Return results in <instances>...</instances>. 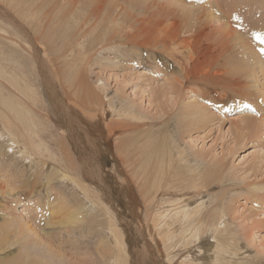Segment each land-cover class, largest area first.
Wrapping results in <instances>:
<instances>
[{
	"label": "bare ground",
	"instance_id": "obj_1",
	"mask_svg": "<svg viewBox=\"0 0 264 264\" xmlns=\"http://www.w3.org/2000/svg\"><path fill=\"white\" fill-rule=\"evenodd\" d=\"M35 1L36 0H34L33 3ZM179 1L185 2V0ZM187 1L191 3V6L187 8L183 6V13H180L178 11V8L180 7L176 6V3L173 0H51L52 5L54 6L55 4V6L59 9V21L57 22L55 18H52L47 14L42 15L39 11H37L36 7L39 5L23 3V0H11L9 6L10 9L7 5L5 8L0 6L1 9H4L0 10V32L5 34V41H7L6 49L9 50L10 55V59H6L5 63L7 64V67H5L7 69V73L9 72L10 74V77L7 79L9 83L7 88H9L10 92H14L13 96L16 95L19 100H23L22 95L27 94V86H35L34 82H36L38 90L40 92L43 91V94L46 95L43 97L46 98V102H42L41 106H39V100L36 99V104H33L32 107L26 108L20 107L18 103H15L18 101L13 102L10 99L8 102V108L12 114V117L16 118V120L14 119L13 123V118L8 116L7 120L10 121L8 122V126L6 125L7 128L5 126L6 132L3 133L4 136L7 137H5L7 142L11 143L13 141L12 144H16L23 154L37 159V161L34 159V161L37 163V170L33 171L34 174L29 177L27 175V168L23 176L28 177V185L33 186L32 191L27 194L31 195L30 198L36 197L37 199L34 201L40 203L41 205L45 204L42 203V201L45 199L46 195L50 196L58 189L59 191L61 188L67 189L69 192L68 194H70V197L65 194L66 192L62 193L63 195L60 194V196L58 195V197L53 199V201L47 202V205L48 207L50 205L53 207V209L51 207L48 211L50 215L51 213L52 215L55 213L63 214L68 220L72 219V222L70 223L76 225L73 226V224H70L71 227H73L69 228V230H66V236L64 235L63 238L64 240L60 241V238H56V240H58L60 243L64 242L66 237H68L66 242L77 246L73 247L75 249H72L74 254L79 253V255H76V260L72 264L263 263L262 255H264V253L257 252V255L259 256L254 257L255 259H253L247 251L249 247L248 243L250 245V238L253 236L252 232L255 230V227L259 225L264 226V217L260 219L261 222L259 224L255 221V216L257 214L253 212V206L250 207L248 205V207L246 203H241V205H238L237 207L240 208L239 206H247L245 210L244 208L242 209V211L244 210V213L242 211L240 213L236 212L231 217H229L227 207L231 204L229 203L227 206V203L224 201L225 199H222V202H224H221L220 204L218 203L212 208L210 213H208V207L204 202L199 203L197 208L189 212L188 208L190 202H187V200L183 199L182 201L178 200L179 202H177L172 199L173 197L169 198L171 196L169 192H171V188H174L178 183L177 181L179 180L184 184L190 181V179H193L192 182L190 181L191 185L188 188H191L190 190L197 189L195 182L198 181L199 178L188 177L187 179L181 175L179 170L173 171V175L171 177L169 176V180L165 179L164 177H158L159 179L155 178L158 171L162 170L163 168L159 167V160H155L154 162L151 160L152 169L150 172L152 173L151 176H149V182L144 181L142 184L138 182L141 177L138 176L139 178H136L134 181L128 175L130 172L133 174L132 168L128 169V167H131L133 163L126 164L125 156L121 159L122 156L120 157L119 155H117V159L121 163L123 162L122 164L125 165V168L123 169L124 178L121 177L120 180L121 192L124 198H126L128 203L139 204L138 211L143 215L142 203H140L141 199L136 193L137 188L140 195L143 197V204L147 203V201L144 202V200L148 198L150 201L149 203L153 205L152 210H150V204L147 209L148 213L146 216L150 220L148 232L146 233V230L143 228L145 230L143 247H145L147 252L144 251L142 253L136 254L137 257L132 260L130 248H128L126 245L128 240L126 241L125 236L120 231L119 223L117 222V216L111 211L110 207L107 209V215L109 218L107 229L110 231L112 241L110 240V242L108 239H106L107 242L105 245V235L103 234L104 225L103 221H100L102 220L104 206H107V204L104 202L103 193L100 191L103 189V185H106L107 179L105 181V178L102 174L103 171L99 172L100 169L97 171H92L94 172L93 174L95 176V185L97 183L98 187L101 188L102 186V189L99 191L98 188L92 186L91 183L93 178L91 179V176H89V173L86 171V167L89 168L90 165L85 166L87 165V162L84 164V162L82 163V161L80 162L77 160L79 158L75 157L76 154L73 156V154L78 150H76V147L78 146L74 142L76 139L73 138L72 133L69 132V130L63 124V120L66 117L67 112L61 105H59V102H56V100L51 101L50 95L52 96V93L49 90L53 89L55 90L54 95L57 96V98H55L58 99V97H61L58 101H62V103H64L63 106L68 108L69 114H71V116L76 114V116L79 118H81V116H79L81 112L86 113V110L97 111V109H101L103 104L97 106V104L100 102H98V99L101 100L98 93L101 91L103 94L106 93V88L104 85H101L99 88H97L98 92L89 88L85 83L84 72L85 70H89V68L94 66L95 62L100 61H97L96 59L99 53L109 51V49L117 50L118 53L123 54L124 57L126 56V53H124L126 48L123 47L124 42H121L123 39L119 37L121 31H123L125 33L124 38L128 39L129 36H133L132 39L127 41H134L130 46L131 48L156 49L157 52L166 54L168 60L175 64L174 73L173 76H171L172 78L167 79L169 85L173 90H175L177 96V98L174 99L175 103L173 106L175 105L179 108L177 109L178 111L176 119H178V125H176V131L174 132V130L171 129L170 132L172 134L170 133V136H168L171 138V142L174 144V147L176 146L179 148L176 145L178 134H185L197 127L202 128L214 118L217 119V115H215V113L211 111V107L207 105H211L212 107L216 105L214 108H217L219 105L222 106L223 104H226L228 99L230 100L228 97H232V95L227 97L228 92L230 91L249 90V93L245 92L240 95L244 101L252 102L251 107L248 105L245 106L246 103H243L245 107L249 108L245 111L254 112V116H259V119L263 121L264 25L255 27V25L252 24L250 26L253 27H248L247 32H245L246 34L240 33L241 31L238 32L233 30L232 27L229 26V22L232 20L230 14H233V11L236 13V11L240 8L243 10L244 8H242V5L249 1L244 2L243 0H235L232 3L231 0H203V2H200V0H186V2ZM214 8H217L223 15L224 19L227 21L224 22L225 24H219V20L211 12ZM52 9L53 7L50 9V11H47L51 12ZM73 10L75 11L71 16V12ZM238 14H236L237 17ZM263 17L264 16H262V18ZM262 18L261 20H263ZM10 21L11 25L8 26L6 22L9 23ZM21 21L25 22V24ZM12 22L18 26L12 25ZM26 22L35 23L34 35L31 36V25H28ZM60 22L61 24L64 23L66 26H71L73 23H75L74 26L76 30L74 35H66L64 37V32L59 31L58 29L56 33L53 32V26ZM241 23L244 24V22ZM137 25H140L141 27L137 29ZM46 26L51 27L49 32L46 31ZM237 29L239 30V28ZM105 33L109 34L106 35V39H108L109 42L107 44L98 41L97 43L95 40H89V37L93 38V35L95 34H101L98 39L100 37L105 39V35H103ZM143 35L147 36L142 40H137ZM245 35L251 37V41L246 39ZM29 39L33 41L32 44L36 43L38 46L37 60L39 58H41V61H43L42 59H46L47 62L53 67L54 76L58 77V80H56L62 81V85L59 86V84H57L54 86L47 77V70L45 69L44 72H42L40 68L35 67L34 74H36V76H34L32 80L33 84H31V82L28 80H24L20 83L23 86H26V89L18 91L16 87H14V90L13 88H10V85H15V78L18 80L24 79V76L22 75H25V68H27L22 62L15 61L14 53L17 52L15 47H17L19 50V48H22V44L28 45ZM31 41L29 43H31ZM205 42H210L211 44ZM111 44L113 46H111ZM12 45L15 47H12ZM76 49L80 50L81 55L80 57L78 56V58L79 60H83H80L79 62L84 64L86 69L83 71L78 69L76 72L72 73L69 67L72 68L73 65L71 64L76 59L72 58ZM230 50L235 52L236 57H239V51H241L242 54H245V52L250 54L251 57L248 58L253 62L249 63L248 60L245 61V59L241 61L240 57L239 61L236 58H233V63H237V66L233 70L228 69L227 64L230 60ZM129 52H131L132 55H135V53L132 51ZM20 54H22V52H20ZM26 54V58L36 61V59H34L32 56L33 53L31 54L29 51ZM74 68L76 69V67ZM200 69H204V72L199 71ZM256 70L258 71V74L261 76V78H259L260 76L256 75ZM61 71H63V73L60 75ZM198 82L207 86L208 84H214L221 89L223 87V92L218 94V90L213 89L214 96H204V100L206 102L205 104H202V102L199 103L195 100H189L187 102L181 103V95L183 92H185V90H187L186 86H188L189 89H193L191 86H196ZM254 92H256L257 95ZM103 94L102 96H104ZM196 96L198 95L196 94ZM97 97L98 99L95 105V98ZM52 98L54 97L52 96ZM211 101H213V103L209 104ZM49 102L51 105H48ZM53 102H56V104H52ZM36 105L38 107H36ZM124 107L125 105H123L121 108ZM102 108L105 109L106 107L104 108L103 106ZM116 108L120 107L117 106ZM223 111L225 112V110ZM245 111H242L244 115L241 113L242 115L238 119L244 124H251L253 122L252 118L254 117L247 115L248 112ZM3 114L6 115L7 113L4 112ZM53 116L55 117V121L53 122L56 124L55 127L59 137H55V135L51 136V141H53L52 143L57 142V145L59 146L60 153H58L59 155L57 156H55V153L53 154L51 151V142H47V137L44 138L41 132L37 131L39 124H34L33 121L34 118L39 117L44 119L45 122V120H53ZM100 117V120L105 117L104 110L102 111V114H100ZM97 133L99 134L100 139L103 140V133L101 131H97ZM115 135L116 134H113V136ZM4 136L2 135V137ZM90 136L92 138V135ZM88 139L86 145L92 149V145H90V143L93 141L88 142ZM91 140H93V138ZM70 142L71 147L69 146ZM88 143L91 147L88 145ZM93 146L97 148V146L94 144ZM7 148H9V145ZM95 148L93 150L94 152ZM117 149L119 150L118 147ZM85 150L87 151V149H84V152H86ZM96 150L100 152L99 147ZM106 151L107 150L103 152L105 153ZM118 152L116 153L115 151L114 155L118 154ZM107 153L109 152L107 151ZM92 155L93 154H91V156ZM100 155L102 156V154ZM130 156V159L133 160L134 155L131 154ZM80 157H82V155H80ZM89 158L91 159L90 155ZM87 160L88 159L85 161ZM91 160L88 162L91 163ZM191 162L192 161H190L189 164H191ZM92 163L94 164V162ZM15 164L17 166L16 162ZM21 166H23V164ZM12 167L15 168V165L9 164V169ZM50 168L55 174V177L53 178L56 181L54 186L51 185L53 182L52 171V175L47 174V171ZM197 169L200 170L201 168L197 167ZM88 170L91 172V167ZM5 173L8 172L6 171ZM61 183H63V185H60ZM8 184L9 182H0V194L3 195L6 201L7 199H10L7 197V195H9ZM151 184L153 185L151 186ZM177 186H181V184L178 183ZM44 190L45 193L43 194ZM256 190L257 193H252L253 202L256 199L257 201L262 200L261 202H264V199L262 198L264 193H261L264 192V188ZM105 191L103 190V192ZM146 195L147 198L145 199ZM20 197L18 199H21ZM105 197L107 199V196ZM31 204H33V201H31L29 205ZM258 206H260V203H258ZM262 207H264V205H262ZM37 209L38 207L35 210ZM3 210H5L6 213L5 221L7 225L4 226L5 231L0 234V253L6 251L10 247V238L13 237L12 233H20L22 229H26L27 232L32 230L28 223H24L21 218L16 216L13 212H9L6 207ZM93 213L96 215L88 217V215ZM43 214L46 215L47 213L44 212ZM262 214L264 215V212ZM100 217L101 220L99 221ZM62 221L63 219L61 218L59 221L60 225H62ZM79 222L80 224L78 225L77 223ZM10 228L13 230L11 233L9 231ZM214 228H216V231ZM213 235L215 237V244L210 241V239L213 238ZM87 239H91L92 241L87 242ZM212 243L213 247L215 246V249L212 247ZM89 244H92L93 248L99 249V252L101 250L102 251L100 253H96L94 251V255H92L88 251ZM35 247H37V244ZM72 249L70 248V250ZM105 249L107 250L106 252L103 251ZM30 251L31 250L29 249L26 250L25 254L19 259V261H8L5 258H1L0 264H69L67 254L64 252L52 253L51 251L53 250L51 246L48 247V250H46L44 254H41L42 256H39L36 252L32 254ZM84 255L90 256L87 258Z\"/></svg>",
	"mask_w": 264,
	"mask_h": 264
},
{
	"label": "rangeland",
	"instance_id": "obj_2",
	"mask_svg": "<svg viewBox=\"0 0 264 264\" xmlns=\"http://www.w3.org/2000/svg\"><path fill=\"white\" fill-rule=\"evenodd\" d=\"M10 1L11 0H0V4H1L0 6L5 8V6L7 5L8 8L10 9L9 7ZM33 1L34 0H23V3H30V5L31 3L34 5H39L38 7H36L37 11H39L42 15L47 14L52 18H55L56 22L59 21L58 18L59 9L55 6V4L54 6L52 5L51 0H36L34 3ZM173 1L176 3V6L180 7L178 8V11L180 13H183V6H185V8L191 6V3L188 1L186 2V0L185 2H181L179 0H173ZM234 1L235 0H231V3ZM243 1L244 2L249 1L246 4H243L244 6L242 5V8H244L245 10L244 9L241 10L240 8L239 10L236 11V13L235 11H233L232 12L233 14H230L232 20L231 22H229V26L232 27L233 30H236L238 32L241 31L240 33L246 34L245 32H247V28L253 27L250 25L253 24L255 25V27L256 26L260 27L264 25V17L262 18V16H264V10H263L264 0H252V1L243 0ZM255 2L257 5L255 4ZM1 7L0 10H4L3 8L1 9ZM52 7L53 9L51 10V12H49ZM74 11L75 10L71 12V16L74 14ZM211 12L219 20V24H225L224 22H227L217 8H214L213 11ZM236 14H238V17ZM261 18L263 20H261ZM258 19L259 21L261 20L260 23ZM241 22H244V24H242ZM23 23L25 24V22ZM26 23L28 25H31L30 33L31 36L34 35L35 23H29V22ZM6 24L8 26L11 25V21L9 23L6 22ZM12 25L18 26L15 25L13 22ZM63 25L64 23L61 24V22L56 23L54 26L52 25L54 29L51 30L55 33L58 30L64 32L63 33L64 37L66 35H74V32L76 30L74 26L75 23H73L71 26H66V25L63 26ZM136 27L137 29H139L141 26L137 25ZM50 28L51 27L46 26V31L49 32ZM237 28H239V30ZM100 35L101 34H95L93 35V38L89 37V40H95L96 42L97 41L103 42L104 44L109 43L108 39H106V35H109L108 33L103 34L105 35V39H103L102 37L98 39ZM146 36L147 35H143L141 38L137 40H142ZM119 37L123 39L121 42L122 43L124 42L123 47L126 48V51L124 52L126 53L125 57L123 56V54L118 53L117 50L109 49V51H104L105 53L104 52L99 53L96 59L97 61L99 60L100 61L99 62L94 61L95 65L89 68V70L88 69L85 70L86 67L84 66V64L79 62L80 60H83V59L79 60L78 58V56L80 57L81 55L80 50L76 49L73 53L75 56L74 55L72 56L73 59L74 58L76 59L73 61L74 63L72 62L71 64L73 65L72 68L69 67L72 73L76 72V70L78 69H81V71L85 70L84 72L85 83L89 88L98 92L97 88H99V86L101 85L105 86L106 93L103 94L102 91L100 92L101 94L98 93L99 98L101 100H99L98 97L95 98V105L98 99V102L100 101L99 102L100 104L98 103L99 105L97 104V106L103 104L102 107L103 106L104 108L106 107L105 109L101 107V109L99 108L97 109V111L86 110L85 111L86 113L81 112L79 115L82 118L81 120V118L76 116V114L74 116H71V114H69L68 108L66 106H63L64 103H62V101H58L60 100L61 97H58V99H56L57 96L54 95L55 90L53 89L49 90L52 93V96L54 97L52 98V96L50 95L51 101L56 100V102H59V105H61L67 112L66 117L63 120V124L69 130V132L72 133L73 138L76 139L74 140L75 144H77V146L80 148L82 147L81 148L82 151L80 150V148L76 147V150L77 149L78 150L77 151L75 150L76 153L74 154L72 153V154L73 156L76 154L75 157L79 158L77 160H79L80 162L82 161V163L84 162V164L85 162H87L86 163L87 165L85 166L90 165L91 172L88 170L90 167L89 168L86 167V171L87 173H89V176H91V179L93 178L91 183L92 186L98 188L99 191L102 189V186L101 188L98 187L97 183H96L97 186L95 185L94 182L95 176L93 174L94 172L92 171H97L100 169L99 172L103 171L102 174L105 178V181L107 179L106 181L107 186L103 185V189L100 191L103 193L104 202H106L107 206L106 205L104 206L102 212V220L101 217L99 218V221L100 220H101L100 222L103 221V225H104L103 234L105 235V245L107 242L106 239L112 241L110 231L107 229L109 222L107 209L108 207H110L111 211L115 213L117 216L118 219L117 222L119 223L120 231L125 236L126 241L128 240L126 245L128 248H130L132 260L135 257H137L136 254L142 253L144 251L147 252L145 250V247H143V245H144L145 230L147 233L148 227L150 225V220L146 216L148 213L147 209L149 207L150 201L148 200L146 195L145 199L146 198L147 199L144 200V202L147 201V203L143 204V197L140 195L139 191L136 188V193L141 199L140 203H142V208H143L142 209L143 215H142L138 211L139 204L128 203L126 198H124L121 192L120 180L121 177L124 178L123 169L125 168V165H123L122 164L123 162L121 163L117 159V155H119L120 157L122 156L121 159L125 156L126 164L133 163L131 167H128V169L132 168L134 175L131 174V172L130 174L128 173V175L134 181L136 180V178L141 177V179L138 182L142 184L144 183V181L149 182V176H151L152 173L150 172V170L152 169L151 163L152 161L154 162L155 160L156 161L159 160L158 161L159 167L163 168L162 170L158 171L157 176L155 178L164 177L165 179L169 180V176L171 177L173 175L172 172L177 170H179L181 172V175L183 177H186L187 179L188 177L199 178V180L195 182L197 189L190 190L191 188H188L191 185L190 181L192 182L193 179H190V181L184 184L183 182L181 183V181L179 180L177 182L180 183L182 187L177 186L178 185L177 183L174 188H171V190L169 189L172 192V193L169 192L171 195L169 198L173 197L172 199L177 202L182 201V199L187 200V202H190L188 208L189 212L197 208L199 206V203L204 202L208 207V213H210L213 207H215L218 203L220 204L222 202V199H225L224 201L227 203V206L229 205V203L231 204L230 206L227 207L229 217H231L236 212L240 213L243 208L245 210L246 207L249 205L250 207L253 206L254 208L253 212L257 214L255 216V221L259 224L261 222L260 219L264 217V215L262 214L264 212V207H262V205H264V202H261L262 200L257 201V199L253 202L252 193H257L256 189L264 188V117H263V121H261L259 119V116L257 117L254 116V112L245 111L246 109H249L248 107L245 106L248 105L251 107L252 102L244 101L240 95L245 92L249 93V90H244V91L234 90L228 92L227 97L229 95H232V97H228L230 98V100L228 99V102L226 104H223L222 106L219 105V107L217 108H214L216 107V105H214V107H212L211 105H207L211 107L210 108L211 111L215 113V115H217L218 118L217 119L214 118L212 121L208 122L207 125L202 128L197 127L185 134H178L176 145L179 148H177L176 146L174 147V144L171 142L172 141L171 138L168 136H170L171 129H173L174 132L176 131V127H177L176 125H178V119H176L177 111H178L177 109L179 108L178 106L175 105L173 106V104L175 103L174 99H176L177 96L175 90H173L172 87L169 85L167 79L172 78L171 76H173L175 64L171 63L168 60L166 54H161L157 52L156 49L131 48L130 46L134 41L133 42H127V41L132 39L133 36H129L128 39L124 38L125 33L123 31H121ZM245 37L246 39L251 41L250 39L251 37H249L248 35H245ZM30 39L28 40V45L22 44V48H19V50L17 47L12 45V47H15V50H17V52L14 53L15 61L22 62L24 66L27 68H25L26 71L25 75H22L24 76V79L18 80L17 78H15L16 80V82L14 81L15 85L13 86L10 85V88H13L14 90L15 89L14 87H16L18 91L22 89H26V86H23L20 83L21 81L24 80H28L31 82V84H33L32 80L34 76H36V74H34L35 67L40 68L42 72H44V70L46 69L48 74L47 77L54 86H56L57 84H59V86L62 85V81L60 80L57 81L58 77L54 76L53 74L54 70L51 64H49L46 59H42L43 61H41V58H39L37 60L38 46L36 45V43L32 44L33 41H31ZM30 41L31 43H29ZM205 43H210V42H205ZM111 46L113 45L111 44ZM6 48H7V41H5V34L1 33L0 34V168H1L0 182H7V183L9 182L8 194L9 195L11 194L10 195L11 197L7 195V197H9L10 199H7L6 201L3 195L0 194V234L3 231H5L4 226L7 225L5 221L6 213L5 210H3L5 207L9 212L11 213L13 212L16 216L21 218V220H23L24 223H28V225H30L32 230L27 232L26 229H22L20 233L18 232L12 233L13 237L10 238V247L6 251L0 253V259L5 258L8 261L9 260L19 261V259L25 254L26 250L28 249L31 250L30 252L32 254L36 252L39 256H42L41 254L42 253L44 254L46 250H48V247L51 246L53 250L51 251L52 253L53 252L66 253L67 259H69V264H72L76 260V255L77 256L79 255V253L74 254L73 252V249H75L73 247H77V246L76 245L74 246L73 244L66 242L68 237H66V240L64 242H60V243L58 242V240H56V238H60L59 239L60 241L64 240L63 238L66 233V230H69V228H72L73 226L76 225L70 223L72 222V219L68 220L67 217H64L63 214L55 213L52 215L51 213L50 215L48 211L52 207V205H50L49 207L47 205V202L53 201V199L58 197V195L59 196L60 194L63 195L62 193L66 192L65 194L70 197V194H68L69 192L67 191V189L61 188L60 191L58 189L57 190L58 192L54 191L53 194H51L50 196L46 195L45 199L42 201V203L45 204H41V205L40 203L34 201L35 199H37L36 197L30 198L31 195H27V194L32 191L33 186L28 185L27 182L29 181V178L23 176L27 168H28L27 175L29 177L34 174L33 171L37 170V163L34 161L35 158L34 157L31 158L23 154L22 151L19 150V147L16 144H12L13 141L10 143L7 142V140H5L7 138L6 136H4V133L6 132L5 129L8 126V122L10 121L7 120V117L8 116H10V118L12 117V114L8 108V102L10 101V99L13 102L18 101L15 103H18L20 107H25V108L32 107L33 104H36L35 102L36 99L39 100L40 103L39 106L42 105V102H46L45 101L46 98H43L46 95L43 94V91L40 92L38 90L36 86L37 85L36 82H34L35 86L32 87L27 86L28 89L27 94L22 95L23 100H19L16 97V95L13 96L14 92L13 93L10 92L9 88H7V86H9L7 79L10 77V74L9 72L7 73V69L5 68L7 67V64L5 63H6V59H10V55H9V50H7ZM29 51L31 54L33 53L32 56L34 57V59H36L37 62L32 61L29 58H26L27 57L26 53H28ZM129 51H132L133 53H135V55H132L131 52ZM20 52H22V54H20ZM239 57L241 61L245 59V61L248 60L249 63L253 62L251 59L248 58L251 57L250 54H247L246 52L245 54H242L241 51H239ZM239 57H236L235 52H232L230 50V60L227 64L228 69L233 70L237 66V63H233V58H236L239 61ZM74 67H76V69ZM199 71L204 72V69H200ZM62 73L63 71H61L60 75ZM256 75L260 76L257 70H256ZM5 78L7 81L5 80ZM259 78H261V76ZM191 88L193 89H189V87L186 86L187 90H185V92H183V94L181 95V103L187 102L189 100L190 101L195 100L198 101L199 103L202 102V104L203 103L205 104L206 102L204 100V96L206 95L214 96L213 89L218 90V94L223 92L222 91L223 87L221 89L220 87L214 84H208L207 86L199 82L196 86H191ZM102 94L104 96H102ZM196 94L198 96H196ZM31 95L33 98L31 97ZM56 102H53L52 104L55 105ZM244 102L246 103L245 106L243 104ZM212 103L213 101H211L209 104ZM48 105H51V103L49 102ZM115 105L116 107L119 106L120 108H116ZM123 105H125V107L121 108ZM36 107L38 106L36 105ZM102 109L105 111V117H103L104 120L103 119L100 120L101 118L100 114H102L103 111ZM223 110H225V112ZM242 111L248 112L247 115L254 117L252 118L253 122L251 124H244L241 122V120L238 119L243 114ZM4 112L7 114L4 115L3 114ZM14 119L16 120V118H13V123H14ZM33 121L34 124H39L37 131L41 132L44 138L47 137L46 138L47 142H51L52 153L53 154L55 153L54 154L55 156L59 155L58 153H60V150H59V146L57 145V142L52 143L53 141H51V136L55 135V137H59V134H57V130L55 127L56 124H54L53 122L55 121V117L53 116V120H45V122L44 119L36 117L33 119ZM97 131H101L103 133V140L100 139ZM113 134L116 135L113 136ZM2 135L4 137H2ZM90 135H92L93 140H91L92 138ZM87 139L88 142L93 141L92 143L95 146H97V148L99 147V151L101 153L98 152V150H96L97 148H95L92 143H90V145H92V149L89 148L86 145ZM8 145L9 148H7ZM69 146L71 147V142L69 143ZM117 147L119 148V150L117 149ZM94 148L96 153L93 151ZM84 149H87V151L85 150L86 152H84ZM105 150H107L109 153H107V151L104 153L103 151ZM115 151L116 153L118 152V154L114 155ZM6 153H8L9 155ZM99 153L102 154V156L104 157H102ZM91 154H93L92 155L93 157L91 156ZM131 154L134 155L133 160L130 159ZM80 155H82V157H80ZM89 155L92 160L89 158ZM85 158L88 160L85 161L86 160ZM35 160L37 161V159ZM90 160L91 163L94 162V164L88 162ZM190 161H192L191 164H189ZM15 162L17 163V166ZM134 163L137 167L134 165ZM9 164L15 165V168L12 167L9 169ZM22 164L23 166H21ZM197 167H200L201 169L199 170L197 169ZM119 168L122 170V172ZM6 171L8 173H5ZM51 171L52 170L50 168L47 171V174L52 175L53 173L52 176L53 179L55 177V174L54 171H52V173ZM52 181H51L52 182L51 185L54 186L56 181L54 179ZM60 185H63V183H61ZM152 185L153 184H151V186ZM103 190L104 191L106 190L105 192L108 195L105 192H103ZM44 193L45 190L43 191V194ZM105 196H107V199ZM19 197L21 199H18ZM262 198L264 199V195H262ZM31 201H33V204L29 205ZM241 203H246L247 206L245 207L239 206L240 208H238L237 206L241 205ZM258 203H260V206H258ZM46 206L48 207V209ZM37 207L38 209L35 210ZM152 207L153 205L150 204V210H152ZM244 210L242 211L243 213ZM44 212H46L47 214L46 215L43 214ZM94 215L96 214L93 213L91 215H88V217ZM60 217L63 219L62 225H60L59 223V221L61 220ZM70 224H73V226L71 227ZM77 224L79 225L80 222ZM214 230L216 231V228H214ZM9 231L10 233L13 232L11 228L9 229ZM252 234L253 236L252 238H250L251 242L250 245L248 243L249 247L247 251L249 252L251 258L255 259L254 257L259 256L257 255V252L264 253V226H260V225L256 226ZM212 237L213 238L210 239V241L215 244L214 235ZM90 241L92 240L87 239V242ZM213 243H212V247H213ZM36 244L37 247H35ZM92 244L88 245L89 248L88 251L92 255H94V251L96 253H100L102 251L101 250L99 252V249L93 248L94 244L93 246ZM70 248L73 249L70 250ZM213 248L215 249V246ZM103 251L106 252L107 250L105 249ZM84 256L89 258L90 255H84ZM262 256H263L262 264H264V255Z\"/></svg>",
	"mask_w": 264,
	"mask_h": 264
},
{
	"label": "snow or ice",
	"instance_id": "obj_3",
	"mask_svg": "<svg viewBox=\"0 0 264 264\" xmlns=\"http://www.w3.org/2000/svg\"><path fill=\"white\" fill-rule=\"evenodd\" d=\"M200 2H203V0H200Z\"/></svg>",
	"mask_w": 264,
	"mask_h": 264
}]
</instances>
